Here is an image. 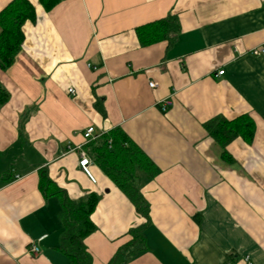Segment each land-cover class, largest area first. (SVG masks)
<instances>
[{
    "label": "crops",
    "instance_id": "obj_1",
    "mask_svg": "<svg viewBox=\"0 0 264 264\" xmlns=\"http://www.w3.org/2000/svg\"><path fill=\"white\" fill-rule=\"evenodd\" d=\"M29 1L37 21L0 69L11 96L0 108V264H69L59 197L39 189L43 168L73 201L101 196L85 240L93 264H108L146 223L93 161L95 183L81 169L89 127L95 137L122 128L160 170L141 188L147 249L126 264H264V55L252 53L264 45V0H61L51 12ZM169 14L176 42L143 47L136 29ZM242 115L255 136L227 147L229 163L204 124Z\"/></svg>",
    "mask_w": 264,
    "mask_h": 264
},
{
    "label": "trees",
    "instance_id": "obj_2",
    "mask_svg": "<svg viewBox=\"0 0 264 264\" xmlns=\"http://www.w3.org/2000/svg\"><path fill=\"white\" fill-rule=\"evenodd\" d=\"M46 12H51L61 0H39ZM37 10L29 0H13L0 10V69L7 71L16 61L23 48L25 34L23 27L27 22L37 21ZM181 27L178 15L169 14L157 21L145 24L136 29L143 47L159 42H168L172 46L180 34ZM10 93L0 83V108L10 100ZM102 100L95 102V108L106 117ZM208 135L223 149L222 157L229 163L234 158L227 147L241 138L250 143L253 141L256 125L249 115H242L234 120L222 116L215 117L204 124ZM87 154L95 165L123 192L134 205L137 213L146 219L139 228L129 231L131 240L118 249L108 264H126L147 249L145 231L150 224V205L142 194L144 182L157 177L160 170L146 153L123 131L116 127L85 147ZM39 189L46 199L59 197L61 203L60 220L63 231L60 235L59 250L65 255L69 264H93V257L88 251L85 240L97 230L92 216L97 209L101 196L92 193L81 201L71 200L43 168L39 171ZM200 222V220H197Z\"/></svg>",
    "mask_w": 264,
    "mask_h": 264
},
{
    "label": "built area",
    "instance_id": "obj_3",
    "mask_svg": "<svg viewBox=\"0 0 264 264\" xmlns=\"http://www.w3.org/2000/svg\"><path fill=\"white\" fill-rule=\"evenodd\" d=\"M252 53L255 56L264 55V45L261 46V47L254 48L252 50ZM223 74H224V71L219 72V75H223ZM158 86H159V84L156 81H154V80L149 82V87L151 89H153V90H156L158 88ZM69 93L72 94V95H75L76 92L73 89H69ZM170 105H171V103L169 101H164V102L159 103V106H160L161 111L163 113H166L168 111V108H169ZM94 133H95V129L93 127H89L88 129H86V131L84 133L85 140L87 142H90V141H93V140H96L97 138H99V137H95ZM79 164H80L81 169L84 171V173L95 183L96 180L92 176V173L90 171V166L92 164V160L89 157V155L87 154V152L80 150V163ZM30 252L33 253V254H38L39 253V248L37 246H33L30 249ZM245 260H246L247 263L250 262L249 257H247Z\"/></svg>",
    "mask_w": 264,
    "mask_h": 264
}]
</instances>
